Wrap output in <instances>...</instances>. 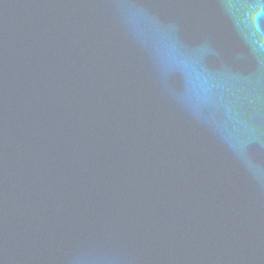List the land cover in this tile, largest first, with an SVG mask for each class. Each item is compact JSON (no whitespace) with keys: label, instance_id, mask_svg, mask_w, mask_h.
<instances>
[{"label":"water","instance_id":"95a60500","mask_svg":"<svg viewBox=\"0 0 264 264\" xmlns=\"http://www.w3.org/2000/svg\"><path fill=\"white\" fill-rule=\"evenodd\" d=\"M0 264H264V0H0Z\"/></svg>","mask_w":264,"mask_h":264}]
</instances>
